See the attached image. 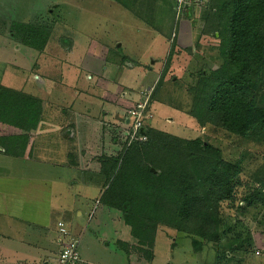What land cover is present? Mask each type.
Segmentation results:
<instances>
[{"label": "rangeland", "instance_id": "374dc122", "mask_svg": "<svg viewBox=\"0 0 264 264\" xmlns=\"http://www.w3.org/2000/svg\"><path fill=\"white\" fill-rule=\"evenodd\" d=\"M121 1L133 8L125 9L114 0H0V86L43 101L41 133L45 137L40 141L45 148L44 162L55 168L62 163L57 153L46 149L52 144V135L63 125L71 124V106L76 100L85 102L90 116L106 124L103 111L124 106L126 113L125 110L150 96L163 73L175 72L178 65L183 67L175 72L180 78L161 83L149 111L152 118L145 122L144 129H158L183 139L205 134L187 114L191 105L187 85L194 84L192 74L198 67L217 68L211 52L195 48L207 5L196 6L189 17L177 19L174 0H138L136 4L133 0ZM14 23L19 27L34 25L41 35H47L44 51L37 52L13 40L10 29ZM173 41L180 48L185 49L187 45L194 50L191 60L186 59L184 65L180 58L167 65ZM124 120V134L120 138L123 149L128 146V114ZM211 138L225 158L231 161L244 158V181L264 164L262 146L224 133ZM12 163L0 154V167H9ZM48 166L45 165L46 170ZM31 168L21 171L27 175H20L16 170V176L8 184L5 171L0 170V264L12 260L11 254L2 249L7 245L5 237L22 240L25 239L23 230H29L28 223L51 228L59 220H64L73 231L72 237L80 238V259L90 260V263L84 260L89 264H149L135 251L136 241L125 228L122 213L105 209L100 201L96 204L100 198L96 189L91 191L96 199L86 203L90 217L86 212L80 217L71 211H64L59 217L53 208L63 198L58 195L53 177L61 175L63 180H68L77 174L63 167L53 173L49 169L48 173L54 176L44 181L45 168ZM83 191L84 187L75 185L74 194H69L62 203L71 205V197ZM243 192L240 189L239 196ZM223 213L237 217L233 220L241 221L252 231V244L256 248L251 254L233 253L228 264H264V208L249 210L244 217L232 213L225 204ZM154 255L151 264H218L212 246L196 249L191 239L166 228L158 230Z\"/></svg>", "mask_w": 264, "mask_h": 264}, {"label": "trees", "instance_id": "16d2710c", "mask_svg": "<svg viewBox=\"0 0 264 264\" xmlns=\"http://www.w3.org/2000/svg\"><path fill=\"white\" fill-rule=\"evenodd\" d=\"M114 1L133 8L126 1ZM201 20L204 26L195 48L211 52L217 68L198 67L192 74L187 114L205 134L183 139L144 129L145 142H133L116 157L98 159L104 181L100 202L105 209L122 213L123 224L136 241L135 251L149 264L155 259L160 228L191 239L196 249L212 246L218 264L231 262L233 253L256 251L252 231L233 220L237 217L226 216L223 205L244 217L249 210L264 208V164L244 181V158H225L211 137L224 133L264 148V0H210ZM10 32L13 40L37 52L44 51L49 38L34 25L14 23ZM172 43L167 65L178 58L183 65L191 60L193 49ZM181 69V65L176 68ZM175 72L161 75L148 111L161 83L172 82ZM43 106L33 95L0 86V151L5 156L24 157ZM11 129L21 134L10 135ZM240 189L244 190L241 196Z\"/></svg>", "mask_w": 264, "mask_h": 264}, {"label": "crops", "instance_id": "0c3cea01", "mask_svg": "<svg viewBox=\"0 0 264 264\" xmlns=\"http://www.w3.org/2000/svg\"><path fill=\"white\" fill-rule=\"evenodd\" d=\"M187 14L186 16L190 15ZM183 45V44H182ZM187 48V45L185 46ZM151 94V93H150ZM123 109V110H122ZM123 111V112H122ZM124 113V106H116L111 111H103V120L106 124L99 123L96 117H92L89 114V109L86 107V103L80 100H76L74 105L71 106L70 113L72 114V120L70 125H63L58 133L52 135V144L48 146L46 150L57 153L59 158L60 166H55L44 162L45 156L43 155L44 146H42L44 133H41V125L44 121L42 114L40 123L37 130L31 134L25 155L22 159L9 158L5 156L3 151L0 154L9 161L13 163L8 165L9 167H0L5 171V181L8 183L13 181L16 176V170L20 171V175H27V173H21V171H28V168H37L43 166L46 170L43 173L44 181L51 179L48 172L51 169L52 173L57 168L72 170L77 177H70L68 180H63L61 175L58 177H53L56 182L55 187L59 192L62 201L69 198V194H74L75 185L84 187V190L79 195H73L71 197V205L69 203L56 205V214L61 217L64 211H71L73 215H78L80 217L85 215L89 216L90 208L86 203H89L96 199L92 195V189H96V194H100V198L104 192L103 184L104 181L101 176V163L99 158L101 156L106 157H116L122 150L120 138L124 134V115L127 114V110ZM10 135L21 134L16 130L11 129L9 131ZM35 137V139H33ZM121 148V149H120ZM47 156V155H46ZM27 167V168H26ZM26 168V169H24ZM34 172V171H33ZM35 173H32L34 175ZM54 182V183H55ZM67 194V195H66ZM94 197V198H93ZM96 199V204L101 199ZM85 209V211H83ZM39 214V212H38ZM90 217V216H89ZM64 220H59L63 222ZM27 229L23 230L25 239L5 237L4 240L7 241V245L3 247V251L11 254L12 260H5V264H53L58 263L59 255L63 249L61 243H59V232L57 229V224L55 227L37 225L34 223H28ZM30 226V227H29ZM68 227V226H67ZM69 228V227H68ZM72 235L73 231L69 228ZM81 243V242H80ZM1 249V248H0ZM5 255V254H4ZM81 255V254H80ZM90 260L81 258L80 264H89Z\"/></svg>", "mask_w": 264, "mask_h": 264}, {"label": "built area", "instance_id": "2783aa9c", "mask_svg": "<svg viewBox=\"0 0 264 264\" xmlns=\"http://www.w3.org/2000/svg\"><path fill=\"white\" fill-rule=\"evenodd\" d=\"M177 19L192 12V9L196 6H206L210 3V0H174ZM151 95V94H150ZM150 96H146L142 103L135 105L133 108L127 111L129 126L127 135V144L130 146L133 142H145L146 136L144 131L145 122L152 118V114L148 111V102ZM58 232L62 239L59 243L62 244L63 249L59 255V264H78L80 262V238L76 239L72 237V234L63 222L57 224Z\"/></svg>", "mask_w": 264, "mask_h": 264}]
</instances>
